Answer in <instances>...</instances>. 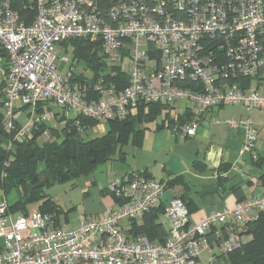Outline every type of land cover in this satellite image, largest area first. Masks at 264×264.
Wrapping results in <instances>:
<instances>
[{
  "label": "built area",
  "instance_id": "built-area-1",
  "mask_svg": "<svg viewBox=\"0 0 264 264\" xmlns=\"http://www.w3.org/2000/svg\"><path fill=\"white\" fill-rule=\"evenodd\" d=\"M27 7L34 13L31 21L14 9L13 0H0V48L8 56L1 126L11 137L5 144L9 151L51 120L47 107L38 113L44 101L75 109L100 125L126 118L141 103L186 102L198 113L224 104L248 112L264 108V0H34ZM70 38L102 41L106 62L128 75L125 88L119 91L103 76L87 83L75 81L72 69L59 72V49ZM73 50L68 47L63 62L70 63ZM186 80L196 89L182 86ZM223 124L229 130L243 125L242 153L256 148L258 129L251 117ZM199 125L189 118L173 129L189 138ZM169 182L144 171L116 178L106 190L121 202L101 218L80 216L75 227L40 208L14 215L4 196L0 264H211L217 254L239 248L243 232L264 211V194L251 195L192 223L186 202L174 195L165 212L170 228L163 242L129 235L121 221H143L162 203ZM218 226H225V234L218 231L219 241L211 243L209 231Z\"/></svg>",
  "mask_w": 264,
  "mask_h": 264
},
{
  "label": "trees",
  "instance_id": "trees-1",
  "mask_svg": "<svg viewBox=\"0 0 264 264\" xmlns=\"http://www.w3.org/2000/svg\"><path fill=\"white\" fill-rule=\"evenodd\" d=\"M33 3L34 0H13V7L23 18L31 21L34 13L27 6ZM69 46L74 50L70 54L67 69H72L75 81L95 82L103 76L108 84H115L119 91L125 88L129 80L128 75L122 73L119 67H111L106 62L102 41L70 38L61 43L64 54L68 52ZM1 55L8 59L2 48ZM113 72L116 74L112 75ZM248 82L246 79L245 83ZM181 83L184 87L196 89L195 83L189 80ZM2 106L3 100L0 97V187L7 200L11 192L17 194V200L9 203L10 210L23 213L29 211V204L42 202L40 208L43 212L60 214V209L47 193L48 188L58 183L88 178L101 166L117 158L124 159L123 147L128 144L141 146L151 123L156 122L158 127L168 125L174 128L176 123L181 125L193 114L188 111L181 116L172 117L169 110L172 106L141 103L131 108L126 118L108 121L106 131L96 136L90 135V131L99 124L97 120L82 114L74 118L62 115L58 117V121L64 123L62 126L41 123L34 129L31 139L16 142L9 151L5 144L11 137L1 126ZM43 110L40 104L38 113ZM163 114L165 119L160 123L158 118ZM46 129L50 132L48 139L43 138ZM8 161L9 165L6 166ZM176 182L170 181L169 187ZM115 199L121 202L120 199ZM183 200L186 202L184 198ZM165 212L166 207L163 204L147 212L141 225L134 223V233L145 234L153 241L163 242L167 229L158 218ZM218 231L225 234V226L213 227L209 231L208 239L211 243L219 241ZM244 235H250L251 239L244 241L239 248L229 253L217 254V259L211 264H264V211L247 227Z\"/></svg>",
  "mask_w": 264,
  "mask_h": 264
},
{
  "label": "crops",
  "instance_id": "crops-1",
  "mask_svg": "<svg viewBox=\"0 0 264 264\" xmlns=\"http://www.w3.org/2000/svg\"><path fill=\"white\" fill-rule=\"evenodd\" d=\"M7 66L8 59L1 55L0 97L2 100L4 88L2 82ZM41 104L43 108L47 107L53 115L47 122L50 126H62L64 123L58 121V117L62 115L66 118H74L70 117L67 111L64 113L59 111L61 108L67 109L65 107L54 106L50 101H44ZM178 104L183 107H179ZM173 106L169 109L172 117L181 116L188 111L193 113L190 118H196L200 124L197 134L193 137L182 138L175 134L174 129L168 125L150 126L141 146L125 145L122 149L124 159L117 158L100 167L101 173L109 176L104 180L105 184L99 187L95 173L88 178H82L92 180L96 186L86 190L84 198L87 203L86 210L89 212L86 211L76 216L77 223L80 216L101 218L107 208L119 203L108 193L106 187L114 179L125 178L133 171H144L159 180H176V184L171 186L170 190L174 195L186 200L192 223H198L214 211L224 208L232 209L251 195L264 194V138H260L262 132L256 121L257 145L253 151L247 153L241 152L246 136L243 125L229 130L223 124V121L228 119H237L242 122L247 117H251L254 109L248 112L242 105L224 104L213 107L207 112L198 113L188 109L186 102L176 103ZM164 117L159 121L160 123L165 119ZM214 118L222 122L216 124L213 121ZM26 119L25 114L22 122H26ZM53 120H56L55 123ZM176 124L180 126L179 123ZM106 127L107 124H98L93 130L103 134ZM43 138L48 139L49 137L43 135ZM261 139L263 140L260 144ZM3 197L4 191L0 187V201ZM39 203L42 204V202ZM40 204L33 209L40 208ZM69 220L70 218L66 217V222ZM158 221L164 224L168 232L170 221L166 214H161ZM134 223L123 220L120 224L129 235H135ZM142 223L143 221L137 222L138 225ZM243 239L248 241L251 236L244 235ZM206 257L207 255L204 261Z\"/></svg>",
  "mask_w": 264,
  "mask_h": 264
},
{
  "label": "rangeland",
  "instance_id": "rangeland-1",
  "mask_svg": "<svg viewBox=\"0 0 264 264\" xmlns=\"http://www.w3.org/2000/svg\"><path fill=\"white\" fill-rule=\"evenodd\" d=\"M61 52L64 51L63 49H59ZM63 55L60 57V64H59V72H65L67 69L68 64L63 62ZM71 58V56L69 55ZM179 107H183V105L178 104ZM59 111L68 112L67 114L70 117H75L78 112L75 109L72 108H61ZM175 111V110H174ZM173 111V112H174ZM165 115L163 114L161 117L158 118V121H160ZM251 118L256 121L258 127L260 128L262 135L260 134V138H264V108H255L254 111L251 113ZM56 120H53L55 123ZM150 126H156V122L151 123ZM90 135L96 136L99 135L97 131H94L93 129L90 131ZM262 140L260 141V144L262 143ZM100 169V170H99ZM95 175L98 178V184L99 187L105 184V181L107 177L106 175H103L101 173V168H99ZM92 183V180L89 181V179H78L74 181L64 182V183H58L53 185L52 187L47 189V193L51 196L52 200L55 202L57 207L60 209L61 213L59 214L61 217V220L63 222H66V217H69L70 220L68 221L70 227H75L77 225V219L76 216L79 214H82L84 212H89L86 210L87 203L86 199L84 198L85 192L87 189H91L92 187H95ZM17 195L15 192H11L8 195V200L10 203H14V201L17 199ZM2 200V199H1ZM39 202L31 203L28 205V209H33L36 206H39ZM41 205V204H40ZM114 206V204L112 205ZM110 206V207H112ZM14 215H18L17 212H13Z\"/></svg>",
  "mask_w": 264,
  "mask_h": 264
},
{
  "label": "water",
  "instance_id": "water-1",
  "mask_svg": "<svg viewBox=\"0 0 264 264\" xmlns=\"http://www.w3.org/2000/svg\"><path fill=\"white\" fill-rule=\"evenodd\" d=\"M174 194L171 190H168L161 198L162 203L166 208L170 206V202L173 199Z\"/></svg>",
  "mask_w": 264,
  "mask_h": 264
}]
</instances>
